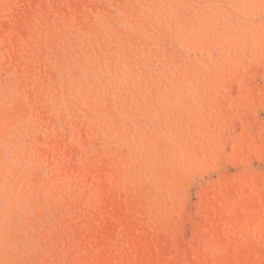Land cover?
<instances>
[{
    "label": "rangeland",
    "instance_id": "obj_1",
    "mask_svg": "<svg viewBox=\"0 0 264 264\" xmlns=\"http://www.w3.org/2000/svg\"><path fill=\"white\" fill-rule=\"evenodd\" d=\"M0 264H264V0H0Z\"/></svg>",
    "mask_w": 264,
    "mask_h": 264
}]
</instances>
